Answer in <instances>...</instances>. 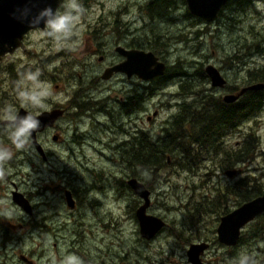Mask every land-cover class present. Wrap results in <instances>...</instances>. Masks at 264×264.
Returning a JSON list of instances; mask_svg holds the SVG:
<instances>
[{"label": "rangeland", "instance_id": "374dc122", "mask_svg": "<svg viewBox=\"0 0 264 264\" xmlns=\"http://www.w3.org/2000/svg\"><path fill=\"white\" fill-rule=\"evenodd\" d=\"M150 1L81 0L87 11L72 47H57L36 31L28 36L23 46L26 50L17 52L12 102L16 110H40L21 105L16 96L20 73L28 69H40L41 80L52 84L55 99L47 101L48 109L68 106L83 92L82 101L100 103L93 109L108 110L107 114L91 110L80 117L62 118L53 133L39 139L46 160L33 145L28 151H17L7 135L0 133V144L13 151L12 160L18 165L15 169L9 162L6 167L12 169L11 175L0 182V201L8 202L0 204V208L14 209L11 218L0 216V264H26L20 255L33 264H53L54 260L60 264L70 253L81 257L85 264H186L188 241L194 239L210 244L205 251V264H228L245 251L256 253L258 264H264V235L251 236L252 222L256 220L243 229L241 241L233 247L220 244L216 238L222 211L236 207L234 198H239L232 184L246 177L245 183L242 181L248 189H264V105L217 145L236 148L244 141L241 146L249 148V155L241 166H231V154L223 170L219 161L214 163L216 168L208 161L202 163L201 155L189 169L182 168L178 158L167 162L159 159L144 167L137 160H130L122 146L116 151L107 146L123 142L127 145L138 130L154 133L180 114L176 101L184 98L176 93H180L179 87L185 82L182 91H193L185 98L193 101L190 107L221 100L228 87L219 90L210 86L203 72L207 64L219 69L229 87L248 85L249 73L264 69V0H236L209 22L191 15L184 0H174L167 12L161 9L165 13L154 11L153 6L146 10ZM123 30L126 40L139 43L168 67H177L187 76L180 79L171 72L165 79L156 77L140 83L119 76L110 82L101 79L105 66L118 60L113 47L115 41L125 43ZM95 49L99 50L96 55ZM99 55L107 57L99 62ZM133 89L145 97L138 116L121 107ZM208 110L205 107L207 112L214 108ZM73 111L68 108V113ZM183 115L196 118L186 112ZM196 120L198 128L208 122L205 114L202 120L199 116ZM56 133L60 140L54 141L52 136ZM162 157L165 160L166 155ZM232 168L238 171L229 178L224 171ZM132 175L151 190L147 213L166 223L159 234L148 240L141 237L135 215L141 201L126 185ZM60 188L76 192L77 207L66 205L64 190ZM11 190L29 198L33 205L30 213L10 199ZM36 192L42 195L35 196Z\"/></svg>", "mask_w": 264, "mask_h": 264}, {"label": "flooded vegetation", "instance_id": "af4514ba", "mask_svg": "<svg viewBox=\"0 0 264 264\" xmlns=\"http://www.w3.org/2000/svg\"><path fill=\"white\" fill-rule=\"evenodd\" d=\"M11 1H12L13 5L16 7L15 11L10 12L12 15L10 13H7V14L0 13V18L2 19V16H5V18H7V17L10 18L11 19V21H10L11 29H13V28H18V23H19V14L17 13L18 0H11ZM27 1L29 2V0H27ZM184 2H185V0H184ZM62 3H63V0H59L56 9L61 10ZM20 5H22V4L20 3ZM149 7H151V6L148 3L147 6H146V8H147L146 10H148ZM171 7H172V5H169V8H171ZM186 7H187V4H186ZM187 10H188V7H187ZM221 11L218 14L219 16L222 15ZM188 12H189V10H188ZM150 17H153V16L150 15ZM195 17H197V16H195ZM199 19H201V18H199ZM201 20H203V19H201ZM4 21H7V20H4ZM203 21L205 22V20H203ZM15 22H17V23H15ZM42 28H43V26H41L40 29L30 28L23 35L22 39L19 42V45L16 48H14L13 51L9 52L8 50H9L10 46H8V47H6V50L4 51V53L0 54V108L3 109L4 107L7 106V104L13 106V104H12V102L14 100L13 99V93H14L13 90L15 91L14 81H16L15 79L17 78L16 67H17V64L19 62V59L17 58V52L20 49H22V51L26 50L25 48H23V46H24L25 43H27L28 36L30 34H32L33 32L40 31ZM126 31H127V29H126ZM126 31L123 32V34H124L123 41L125 43H122V42H119V41H115V44H114V47H113V53L117 55L118 60L117 61L112 60L111 63L106 65L105 68L103 69L101 75L99 76L101 79L106 80V82H110L116 76H119L120 79L125 78V79H127L129 81H137L138 83H140L141 81L146 80V79L140 78L136 73H132V74L128 75L127 72H125V71H122V70H117L116 71V70H114V68L116 66L120 65L121 63H123L124 61L127 60V56L124 54L123 51H118V48H122L124 51H130V50L146 51L143 47H141V45L139 43L135 44L134 42H129L128 40H126L125 36L129 32V30L127 31V33H125ZM13 35H14V33H13ZM119 37H121V36H119ZM6 43L7 42L5 41L3 44H6ZM58 49L59 50H63L62 48H58ZM98 51L99 50L95 49V52L93 54L96 55ZM9 57H11V58L9 59ZM106 57H107V55H99L97 57V59H98L99 62H101V61L105 60ZM158 60H159V57H158ZM159 61H161V60H159ZM162 62H164V61H162ZM164 63H165L164 72L161 75L154 76L153 78L159 77L158 79H165V78H167V75L169 73H171V72H172V74L177 75L180 79L187 76L185 71L177 70V67H168L166 62H164ZM24 65L26 66L27 62H25ZM167 67L170 69V72L168 71L169 73H167ZM105 70H108L109 73H110L109 77L107 79L102 78V75H103ZM203 72H204V74H206L204 69H203ZM221 75L223 76L222 73H221ZM206 76L209 79L210 86L213 87V88H217V87L211 85V80H210L209 76L207 74H206ZM153 78H150V79H153ZM223 78L225 79V84L223 85L222 88H217L219 90H224L226 87H228V91L227 92H223V95L221 97V102H223V103H225L223 101V96L226 93H235V94H237V93H239V91H240V89L242 87H246V86H248L250 84H254V83H257V82H264V81H257V82H251L250 81V83L247 82L248 85L242 86L241 88L237 89L236 87H229L227 85V79L225 78V76H223ZM150 79H148V80H150ZM186 83L187 82H185L182 85H180V87H179V92L180 93H176L178 96H182L184 98L183 101H176L177 106L181 107L180 114H175L172 117V120L170 122L165 123L164 126H161L154 133H150L148 131H140V130H138L137 131L138 133L132 136L131 141L127 145L124 144L125 142L122 143L123 145L121 143H116L114 145L107 144L108 149L112 150V151H116V149H118L119 147L122 146L123 152L125 154H129L130 155V160H133V161L135 160L133 157H135L137 155H141V157L148 156V157H151L152 159L156 158L157 161L159 159L161 160V155H166L165 162L169 161L170 159L172 160L174 158V155H180V157H178V159L179 158H184L186 161H190V165H193L195 162H193L191 157H185L181 153L182 152H185L186 154L187 153H190V154L192 153L193 155H201L202 158L204 159V160H202V163H204L205 161H208L211 164L212 168H216L217 165L214 164V163H215V161H219L220 167L222 168V170H223V165L225 163H227V162H230L227 159V156L232 154L234 156V159H233V163H232L231 166L232 167L235 166V165L241 166L242 162H244V160L243 161L241 160L242 151H243L242 150L243 147L241 145L243 144L244 141L242 142V144L239 147H236V148H228V147H222V145H220V146H217V145L221 143L220 140H222L221 138L224 135H226L231 130H235L236 127H238L241 124H243L244 120L236 123L234 118L236 116H238V115H236V116L232 115L233 123L230 124L226 128L225 127V121L223 119H221L220 117L212 116V119L210 120L209 125L206 128V130H205V125H204L202 130H201V132H199V129L197 128L198 124H199V122L196 120L197 116H196V118L194 116V118L188 119L183 114H184V112H186L188 114L196 115L198 110H199V108L201 107L202 108L201 112L203 114L202 116L204 117V114L206 113L204 111L205 110V106H203L204 102L194 105L193 108L190 107L193 104V101L192 102H188L187 100H185V98H187L190 94H193V91H182V87H184ZM136 85L138 86V84H136ZM136 85H134L133 87H137ZM186 87H190V85L186 86ZM54 88L58 89L59 85H54ZM84 96H85V94L83 92L79 93L78 94V99L70 100L68 106L54 107V108H58V109L63 110V113L58 118V121L55 122V124H53L51 127L48 126V127H45L43 129L38 130L37 132H35V137H33L32 145L34 146L36 151L40 154V156L42 157L43 160L47 159V155H46L42 145L40 144L39 139H40V137L42 135L47 134L48 132L53 133L54 132L53 128L58 124V122L62 118H68L70 116H72V117H80L83 114H85L87 111H91V110L102 111L105 114H107V110L108 109H106V108L100 107V108H97V109H93L95 106L100 105L99 102H93V101H88V100L87 101H82L81 99ZM242 96H243V94L240 95L239 99ZM239 99L237 101H235V102H238ZM79 100H81V101H79ZM219 100L220 99L213 101V103H208L206 108L209 109V110L212 109V108H214V110H217L216 101H219ZM144 101H145L144 93H141L137 89H133L132 94H130L125 99V101L123 103H121V107L125 106L127 108V110L125 111L126 113L130 112L131 110H133L132 113L135 111L133 114H136L138 116V113L142 110V104H143ZM225 104H229V103H225ZM54 108H49L47 110H41L40 109V110H37L35 112L32 111V113L34 115L37 114V113L40 114L43 111H50V110H52ZM68 108H71L73 110L75 109V111H73L71 113H68ZM20 109H24L25 111H27L29 113V111L27 109L23 108V107L18 108L16 111L19 113ZM132 113H131V115H132ZM137 118L138 117H135V119H137ZM148 119H150V116L148 117ZM207 119L209 120L210 118L207 117ZM130 120H131V118H130ZM200 120H202V119H200ZM164 121H165V119H164ZM170 125H172V128H169ZM220 125H221V127H220ZM2 129H3V124H2V122H0V133L4 134ZM53 136H56V141L60 140V136L57 133L53 134ZM53 136H52V138H53ZM35 141L38 142L39 145L41 146V149L43 150L44 156L36 148ZM167 143H169L172 147L171 148L165 147L164 144H167ZM203 156H205V157H203ZM21 166H24V165H21ZM10 167H14L16 169L18 167V165L15 163V161L11 160L10 161ZM227 171H232L233 173L231 175H228ZM237 171H238L237 169L232 168L231 170L224 171V174L227 177H229V178H233L237 174ZM244 178H246V177H244ZM244 178H241L238 181H236L234 184H232V187L235 189V191H234L235 195L238 196V197H239V194L241 193V191H250V192L252 191L251 188L248 189V187L246 185L241 186L240 182ZM130 179H136L138 183L143 184L144 187L149 191V196H148L149 197V204H148V206H147V208L145 210V213L148 214L147 213V209H148V207L150 205V202H151V190H149L146 187V184L144 182L140 181L134 175H132L131 177H129L126 180V185L130 188V190L134 193V195L137 196L140 199V201H141V203L138 205V207L141 206L144 203V200L140 196H138L134 192V190L130 187V185L128 184V181ZM60 190H64V199H65L66 205L68 207H70V208L77 207V202H76V200L74 198V195L76 196V192H73V191H71L69 189H64V188H60ZM93 190L95 192V187H93ZM67 191L70 193L69 199L67 198V195H66ZM263 192H264V190L262 191V193ZM14 193H20V192H18L16 190H11L10 191V199L12 201L16 202L15 199L13 198L14 197ZM261 194H259V195H261ZM21 195L27 201V203L29 204V207H30L29 211H27V210H25V211L27 213H30L32 211L33 205L29 201V198H27L22 193H21ZM34 195L35 196H41L42 193L36 192ZM259 195H257V196H259ZM257 196H255V197H257ZM255 197H253V198H255ZM69 201H71L72 206L69 205ZM234 202H236L235 203L236 207H238L239 205L242 204V203L239 204V205L237 204L239 202V198L238 199L234 198ZM244 202H246V201H244ZM43 203L44 202H38L37 204L42 205ZM236 207H234L233 209H235ZM137 208H136V210H137ZM233 209L228 210V212L232 211ZM136 210H135V215H136ZM228 212H226L225 214H227ZM225 214H223V215H225ZM148 215H152V214H148ZM136 218H137V216H136ZM251 222H249V223H251ZM138 224H139V222H138ZM165 225H166V223H165ZM165 225H164V227H165ZM247 225H245L241 229L240 235H239V238H238L237 242L234 245H232V246H228V245H225V244H222V243L219 242L217 228H216L217 241L220 244H222V245H224L226 247H233V246L237 245L241 241V239H242V231ZM20 226H21V224H19V227ZM164 227L159 232H157L155 234V236L157 234H159L164 229ZM205 243L208 244V246L206 248H205ZM209 245L210 244L208 242H205V241H203L201 239H194L193 241L192 240L188 241V247H187V250H186V256H187V263L186 264H205V259H204L205 251L208 249ZM194 246H195V248H194ZM196 246L198 248H196ZM190 249L192 251H191V253L189 255V250ZM199 249H202V250H200L201 252L199 251V253L196 254L194 251L195 250H199ZM20 259H22V261L25 262L26 264H33V261L31 259H29L28 257L24 256V255H20Z\"/></svg>", "mask_w": 264, "mask_h": 264}, {"label": "water", "instance_id": "95a60500", "mask_svg": "<svg viewBox=\"0 0 264 264\" xmlns=\"http://www.w3.org/2000/svg\"><path fill=\"white\" fill-rule=\"evenodd\" d=\"M227 1L228 0H185L189 12L195 16L202 18L205 21H212L213 19H215L217 17L219 9ZM58 2L59 0H38L36 7L33 8V13L48 4H51L52 7L56 9ZM20 3L22 5H20ZM19 5L20 7L26 5L30 7L32 6L27 0H18V6ZM0 20V54H2L8 46H10L8 51H13V49L19 45V42L22 39L23 35L31 27L28 26L26 21L24 22L19 18L18 28L11 29L10 18H5V16H2V19L0 18ZM5 41L7 43L3 44ZM118 51H123L127 56V60L116 66L114 68V70L116 71L122 70L127 72L128 75L136 73L140 78L146 80L153 78L154 76L161 75L164 72L165 63L159 61L158 57L151 51H124L122 48H118ZM204 70L211 79V85L217 88L223 87V85L225 84V80L217 67L211 64H207L204 67ZM109 74V71L105 70L102 78L107 79L109 77ZM262 89H264V82L250 84L246 87H242L237 94L226 93L223 96V101L229 104L234 103L239 99L241 94H244V92L248 90L259 91ZM62 113L63 110L58 108H54L50 111H43L42 113H40L37 116V118L41 121V128L39 130L47 126H52L54 122L62 115ZM18 114L20 116H24L28 114V112L24 109H20ZM33 137H35V133H33ZM53 139L56 140L55 137H53ZM35 146L44 156L41 146L36 141ZM232 173V171H227L228 175H231ZM128 184L134 190V192L144 200V203L136 210L140 235L147 240L151 239L164 227L165 222L157 216L148 215L145 213L146 207L149 204V191L144 187V185L138 183L136 179H130L128 181ZM66 195L69 199L70 193L68 191ZM13 198L23 209L29 211V204L22 197L21 193H14ZM69 205L72 206L71 201H69ZM262 213H264V192L261 195L242 203L227 214L221 216L220 224L217 228L219 242L228 246L234 245L239 238L241 229ZM207 246L208 244L205 243V248ZM196 248L198 247L196 246ZM200 250L202 249L195 250L194 252L198 254ZM191 251L192 250L190 249L189 255Z\"/></svg>", "mask_w": 264, "mask_h": 264}, {"label": "clouds", "instance_id": "9594fccd", "mask_svg": "<svg viewBox=\"0 0 264 264\" xmlns=\"http://www.w3.org/2000/svg\"><path fill=\"white\" fill-rule=\"evenodd\" d=\"M38 0H29L31 7L17 9L19 18L26 21L31 28L40 29L42 37L52 40L57 47H72L71 42L79 35V25L86 13V9L81 0H63L61 5L63 11L54 9L51 4L40 8L33 13ZM40 69L35 71L28 69L20 73V78L16 82V96L21 105H30L34 109L47 110L49 99H55L50 82L41 80ZM231 104V103H230ZM37 114L29 112L20 116L12 105H7L0 109V122L3 124V132L17 151H28L32 147L33 133L41 128V121ZM13 151L0 144V182H4L6 177L11 175L12 169L6 165L12 160ZM8 202L0 201V204L7 205ZM14 209L10 207L0 208V216L11 218ZM53 264H56L55 260ZM60 264H85V261L76 254H66ZM228 264H258L256 253L242 252L235 260H230Z\"/></svg>", "mask_w": 264, "mask_h": 264}, {"label": "trees", "instance_id": "16d2710c", "mask_svg": "<svg viewBox=\"0 0 264 264\" xmlns=\"http://www.w3.org/2000/svg\"><path fill=\"white\" fill-rule=\"evenodd\" d=\"M174 0H151L149 2L150 6L152 7H156L154 9V11L156 9H160V12L165 13L167 12V8H169V5L173 4ZM237 2L236 0H230L227 2L226 5H230L231 3ZM225 5V6H226ZM223 6V9L224 7ZM150 8V7H149ZM161 9H164L165 12L161 11ZM152 15V14H150ZM152 16H155L152 15ZM258 51H260L258 49ZM170 72V69L167 67V73ZM248 83L251 82H257V81H264V69H258L256 71H252L249 73L248 75ZM212 99H210L209 101H211ZM208 101V100H207ZM217 103V110H212V111H205V116L209 117L210 119L208 120L207 124L205 125V130L209 125L210 120L212 119V116H216V117H220L221 119H223L225 121V127L227 128L230 124L233 123V118L232 115H238L236 116L235 122H240L245 120L246 118L254 115L255 113L260 112L262 106L264 105V89L259 90V91H252V90H248L246 91L243 96L239 99L238 102L235 103H231V104H225L223 102H221V100L216 101ZM207 106V105H206ZM205 106V107H206ZM201 107H200V111L197 112L196 116H199L200 119L203 118V114L201 112ZM219 111V112H216ZM197 127V126H196ZM198 128V127H197ZM199 132H201L202 128H198ZM165 147L167 148H171L172 146L167 143L164 144ZM249 155V148L248 147H244L243 151H242V158L241 160L245 161L246 158ZM180 157V155H174V158H178ZM200 155H193L191 158L193 160V162H196L197 160H199ZM136 161V163L138 164H142L144 165V167L147 166H151L154 165V163L157 162L156 158L152 159L151 157L145 156V157H141V155H137L135 157H133ZM179 160L182 162L181 167L185 168V169H189L190 168V161H186L184 158H179ZM161 161L165 162V160L163 159L162 155H161ZM244 181V180H243ZM243 181L240 182L241 186H244ZM245 183V181H244ZM239 184V183H238ZM264 189H257V190H252L250 191H241V193L239 194V202L237 203L238 205L243 203L244 201H247L259 194L262 193ZM212 205L214 206H219V204H214L212 203ZM226 212H228V209H224L222 211L223 214H225ZM256 223L252 222V224L254 225V229L252 230L251 236H255V235H264V213L261 214L260 216H258L255 219Z\"/></svg>", "mask_w": 264, "mask_h": 264}, {"label": "bare ground", "instance_id": "6f19581e", "mask_svg": "<svg viewBox=\"0 0 264 264\" xmlns=\"http://www.w3.org/2000/svg\"><path fill=\"white\" fill-rule=\"evenodd\" d=\"M228 1H230V0H228ZM227 1V2H228ZM227 2L223 5V6H225L226 4H227ZM186 3V2H185ZM28 6V5H27ZM223 6L219 9V11H218V13H217V17H218V14H219V12L223 9ZM25 6H21L20 7V5L19 6H17V9H20V8H24ZM30 7V6H29ZM15 9H16V7L13 5V3H12V1L11 0H0V13H4V14H7V13H10V12H13V11H15ZM11 14V13H10ZM12 15V14H11ZM193 15V14H192ZM195 16V15H194ZM198 17V16H197ZM216 17V18H217ZM200 18V17H199ZM215 18V19H216ZM202 19V18H201ZM215 19H213L212 21H214ZM207 22H209V21H207ZM210 78V77H209ZM211 80V79H210ZM225 80V79H224ZM177 98V97H176ZM193 112V111H192ZM58 121V119L55 121V122H57ZM55 122H54V124H55ZM48 127V126H47ZM49 127H51V126H49ZM53 137H55L56 138V136H53ZM53 139V138H52ZM54 140V139H53ZM54 141H56V140H54ZM123 145V144H122ZM194 150V149H193ZM147 208V207H146ZM25 210V209H24ZM219 224H220V222H219ZM218 224V225H219ZM217 228H218V226H217Z\"/></svg>", "mask_w": 264, "mask_h": 264}]
</instances>
